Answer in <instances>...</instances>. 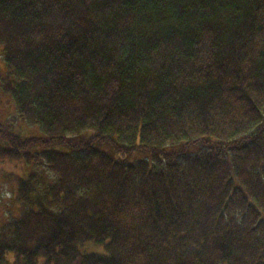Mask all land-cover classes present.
<instances>
[{"label":"trees","instance_id":"trees-1","mask_svg":"<svg viewBox=\"0 0 264 264\" xmlns=\"http://www.w3.org/2000/svg\"><path fill=\"white\" fill-rule=\"evenodd\" d=\"M0 46L44 132L0 155L54 172L17 179L0 264H264V0H0Z\"/></svg>","mask_w":264,"mask_h":264},{"label":"rangeland","instance_id":"rangeland-1","mask_svg":"<svg viewBox=\"0 0 264 264\" xmlns=\"http://www.w3.org/2000/svg\"><path fill=\"white\" fill-rule=\"evenodd\" d=\"M1 47V46H0ZM8 74L11 75V72H9V69L6 67L3 55H1L0 52V80L2 82H6ZM12 76V75H11ZM29 82V80H28ZM22 83H25L22 81ZM0 121H2L5 124H1V131H4L5 129H8L10 125H14L13 122H15V125H17V129H23V136L28 137V139H31L32 137H44V132L40 131V128L38 125H35L34 123L30 121H25L21 119L20 114L15 119V116H17V111L15 108V105L13 103V100L11 99L10 95L7 93H2V89H0ZM7 137V135H5ZM10 147L9 148H15L13 146L12 140H9ZM30 142L37 143L39 141H35L33 139L30 140ZM48 141L45 140L42 143H45ZM46 147L42 148V150H49L51 147H54V145L51 143L45 144ZM16 150V148H15ZM41 150V149H40ZM0 155V229L2 228L3 224L9 221L12 216L19 210H17L18 206L13 201V195L12 191L15 187V183L19 176H23L25 172L28 171V169H38L39 171H42L47 178L48 184H51L54 180L53 177V170H51L50 165H44L40 164L39 162H35L33 165H31L30 168H28L26 163H18L17 160L19 158L17 150L14 152V154H10L9 156ZM18 157H17V156ZM1 157H4L5 160H2ZM136 160L143 159L144 155L136 152L134 155ZM17 212V214H18Z\"/></svg>","mask_w":264,"mask_h":264}]
</instances>
